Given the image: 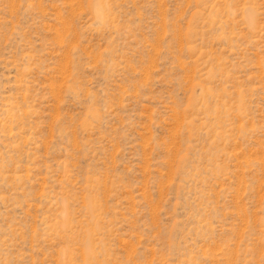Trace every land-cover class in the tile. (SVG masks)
I'll return each mask as SVG.
<instances>
[{
	"label": "rangeland",
	"instance_id": "rangeland-1",
	"mask_svg": "<svg viewBox=\"0 0 264 264\" xmlns=\"http://www.w3.org/2000/svg\"><path fill=\"white\" fill-rule=\"evenodd\" d=\"M0 264H264V0H0Z\"/></svg>",
	"mask_w": 264,
	"mask_h": 264
},
{
	"label": "bare ground",
	"instance_id": "bare-ground-1",
	"mask_svg": "<svg viewBox=\"0 0 264 264\" xmlns=\"http://www.w3.org/2000/svg\"><path fill=\"white\" fill-rule=\"evenodd\" d=\"M251 21V20H250Z\"/></svg>",
	"mask_w": 264,
	"mask_h": 264
}]
</instances>
